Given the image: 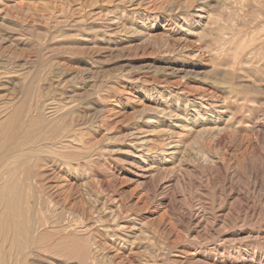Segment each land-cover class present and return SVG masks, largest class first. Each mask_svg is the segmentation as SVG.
Returning <instances> with one entry per match:
<instances>
[{
    "label": "rangeland",
    "instance_id": "obj_1",
    "mask_svg": "<svg viewBox=\"0 0 264 264\" xmlns=\"http://www.w3.org/2000/svg\"><path fill=\"white\" fill-rule=\"evenodd\" d=\"M0 95L61 130L20 264H264V0H0Z\"/></svg>",
    "mask_w": 264,
    "mask_h": 264
},
{
    "label": "bare ground",
    "instance_id": "obj_2",
    "mask_svg": "<svg viewBox=\"0 0 264 264\" xmlns=\"http://www.w3.org/2000/svg\"><path fill=\"white\" fill-rule=\"evenodd\" d=\"M258 49L253 48L252 50H258ZM246 53H248V52H246ZM248 59H250V58H248ZM38 93H39V91H38ZM39 96H40V93H39ZM26 98H25V100H28ZM33 100H35V99H33ZM36 101H38V100H36ZM23 102H22V105H19L18 107H16V106L11 107L10 106L11 109L9 112L7 111L8 108H6V110H5L4 107H3L4 111L0 112V117H1L2 113H3L2 115H5L6 112H8L7 113L8 115L6 116V118L3 121H0V264H17V263L20 264V262L23 259L25 260L26 256L28 255V253H30V250L34 247V245H36L37 243H38V245L44 244V243H41V241L43 242V239H45L44 237L41 236L39 239H37V236L35 237L36 230L38 229V231H39V224H40L39 222L41 220H39V218H37L35 216V213H36V212H34L35 209L33 207L30 208L28 206L27 195H26L25 191L29 185L28 181L29 180L31 181L32 178H35L34 177L35 174L33 171V164L35 162H37L38 157L36 158V156L40 154L39 150L40 149L46 150V148L49 147V146H43L44 148H42L41 147L42 145L37 146V144H44V143L47 144L48 143L47 141H53L54 139H58L59 138L58 135H60L59 131H61L56 126L58 123L55 125V123H54L55 120L54 121H48V120H46V118L44 119L42 114L39 113L40 110H35V108H34L35 111L32 112L28 108L25 107V106H27L28 101H26V103H24V104H23ZM29 104H30V102H29ZM32 104H33V102H32ZM35 105H37V103L34 104V106ZM64 109H66V108L64 107ZM34 112H36V114H34ZM47 133H50L49 137H46V136H48ZM52 146H53V144H52ZM54 147H56V146H54ZM51 149H52V147H51ZM47 150H49V148ZM66 150H64V151H66ZM52 152L53 151H51L50 153H52ZM56 152H58V151H56ZM59 154H60V152H59ZM34 167H36V166H34ZM37 175H39V174H37ZM34 181H33V183H34ZM29 186H31V184ZM35 187H37V186H35ZM35 187H33V188H35ZM28 192H30V191H28ZM29 194H28V201H29V196H30ZM41 202H42V200H41ZM34 207H36V206H34ZM37 212H39V211L37 210ZM31 214H33V216H31ZM37 216H38V214H37ZM51 220H52V218H51ZM67 239H68V237H67ZM70 245H71V243H70ZM43 246H42V248H43ZM86 246L89 247V245H86ZM55 247H58V246L54 245V248ZM72 248L76 249L74 247H72ZM72 250H68L69 252H66V254L72 255L74 252ZM76 255H78V254H76ZM13 256H15V257H13ZM73 256H74V254H73ZM87 256L88 255L84 254V258H81L84 260H81V262L89 259V258H86ZM14 258H15L16 263L14 262ZM69 258H70V256H69ZM79 258H80V255H79ZM81 262H78V263H81ZM84 264H86V263H84Z\"/></svg>",
    "mask_w": 264,
    "mask_h": 264
}]
</instances>
